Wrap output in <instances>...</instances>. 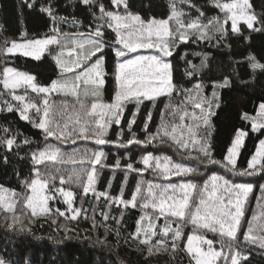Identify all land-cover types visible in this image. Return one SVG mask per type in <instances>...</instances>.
Instances as JSON below:
<instances>
[{"label": "snow or ice", "instance_id": "1", "mask_svg": "<svg viewBox=\"0 0 264 264\" xmlns=\"http://www.w3.org/2000/svg\"><path fill=\"white\" fill-rule=\"evenodd\" d=\"M69 5L81 8L85 19L60 15L56 0H21L22 7L48 18V32L30 35L25 28L19 39L4 37L0 41V56L5 60L0 69V112L16 113L20 120L40 130L44 141L42 147L32 149L30 138L0 125V163L10 164L14 155L20 160L27 157L31 164L26 176L13 170L19 191L0 183V212L5 214L6 233L34 235L32 225L41 218L58 229L61 218L83 219L91 224L85 232L103 229V239L98 235L94 244H108L109 235L118 243L127 223L126 213L139 209L134 230L125 242H136L146 264L161 254L172 260L186 255L188 264H250L245 246L264 251V183L259 182L264 181V97L252 112L241 110V123L233 127L217 158L214 118L222 104L220 90L231 87L232 80L225 76L206 86L197 77L208 67L207 55L196 65L187 59V52L179 54L178 49L200 43L231 47L226 43L231 37L251 42L253 33L264 34V11L257 13L252 0H206L204 4L167 0V11L160 16L149 14L150 3L145 5L149 13L142 14L131 0H68L65 7ZM209 7L216 10L214 15H208ZM61 25L76 30L65 31ZM45 53L58 69L56 78L46 84L39 83L36 75L8 65L9 57L41 61ZM109 53L111 71L106 65ZM176 55L186 65L183 75L191 87L175 78ZM245 62L253 80L257 72L264 74V62L256 55L249 53ZM235 74L239 78V73ZM109 77L113 96L105 102ZM206 87L211 88L210 95ZM20 89L23 94H18ZM29 91L35 96H29ZM54 94L73 97L71 110L66 99L57 105L52 100ZM161 98L160 121L153 129V109ZM114 127L118 131L113 139L109 133ZM250 133L258 134L257 143L246 167H241L238 160ZM78 141L95 147H73L71 153L62 148ZM106 146L126 150L127 162L122 165L117 156L114 164L105 163ZM133 146L140 150L139 159L131 155ZM26 147L29 151L20 155ZM165 148L172 155L163 151ZM63 164L72 167H57ZM105 168L113 175L100 190L96 185ZM117 170L123 179L113 194ZM148 172L152 179L144 178ZM133 173L139 179L125 197ZM199 177H206L202 184L197 182ZM257 188L261 212L246 220L245 206ZM86 200L88 207L84 206ZM56 203L63 207L54 206ZM257 220L261 222L254 225ZM189 225L191 231L186 233ZM63 231L65 240L81 238L75 228L65 226ZM209 233L218 239L209 238ZM0 264L18 262L10 253L0 251ZM19 264L32 262L24 258ZM178 264H183L182 260Z\"/></svg>", "mask_w": 264, "mask_h": 264}, {"label": "trees", "instance_id": "2", "mask_svg": "<svg viewBox=\"0 0 264 264\" xmlns=\"http://www.w3.org/2000/svg\"><path fill=\"white\" fill-rule=\"evenodd\" d=\"M131 2L135 6V9L142 14L149 13L148 8L145 7L149 3L151 4L149 14L160 16L167 11V0H131ZM197 2L204 4L206 0H197ZM56 3L60 15H76L80 19H85L86 13L81 8L73 9L71 5L65 7L68 0H56ZM252 3L257 13L264 11V0H252ZM207 12L211 16L215 14L216 10L209 7ZM0 26L3 29V31H0V41H2L4 37H7L9 40L19 39L20 31L25 28L30 35L47 33L50 22L45 15L38 11L22 7L21 0H0ZM61 27L63 30L69 32L76 30L70 25H61ZM226 43L230 44L231 47H225L223 44L213 46L208 43H200L181 45L180 49H178L179 54L187 52V59L196 65H199L203 56L207 55L208 67L204 68L197 77V79L203 80L206 86H209L212 81L222 80L225 76L232 80L231 87L220 90L222 104L218 110V117L214 118V123L216 124L214 143L217 158L220 157V149L231 134L233 127L240 125L241 122L238 116L241 110L252 112L260 99L264 97V74L257 72L256 78L253 80L251 69L248 67L247 62H245V57L249 53L256 55L257 59L264 62V34L253 33L251 42L231 37ZM195 53H200L201 55L197 56ZM173 60L176 69L174 73L175 78L178 81L184 82L186 86L191 87V84L187 83V78L183 75L186 68L184 61L180 59L179 55H176ZM111 64L112 56L109 53L106 57V65L109 71H111ZM8 65L36 75L38 82L41 84H46L51 79L56 78L58 72L52 57L48 53H45L41 61H35L32 58L19 55L9 57ZM236 72L239 73V78H237ZM241 81H247L248 83H241ZM194 82L195 80H193ZM112 89L113 82L111 77H109L104 92L105 102L111 101L113 96ZM210 91L211 88L206 87V92L209 93ZM52 99L57 105L60 104L61 100H65L60 95L54 96ZM163 101L164 98H161V102L153 109V124L151 126L153 129L160 121L159 111L163 107ZM74 102L73 100V102H68V104H74ZM146 105L148 108L152 107L148 102H146ZM129 107L131 108L132 105H129ZM0 125L7 126L13 131L18 130L24 136L30 138L33 141L31 145L32 149H35L37 146H43L44 141L40 130L20 120L16 113L0 112ZM135 130L139 131L138 128ZM116 131L118 129L115 127L110 131L109 135L111 138H115ZM140 135L142 137L143 134L140 133ZM257 135L250 133V137L246 140V147L242 150V154L238 160L239 166L246 167L247 159L254 151V146L257 143ZM86 146L90 149L89 144H86ZM64 150H68V148ZM27 151H29L27 147L22 148L20 155H24ZM107 152L109 165H111L115 163L116 154L121 158L124 157L125 150L122 149L115 154L111 153L113 150H108ZM138 154L139 149L133 146L132 157L137 159ZM124 163L125 161L123 160L121 164L123 165ZM30 167L31 164L27 157L24 160H20L14 155L10 156V164L3 165L0 163V183L16 188L19 191L20 189L13 170L15 169V171L21 172L22 175L26 176ZM57 167L63 169L60 165H57ZM108 179L109 173L104 172L96 187L102 190L106 186ZM122 179V175H115L112 186L113 194L119 191ZM135 184L136 180L133 178L129 179L125 187V197L129 195ZM73 189L78 193L80 192L75 188ZM76 203L79 205V199H77ZM54 206L63 207L59 203H56ZM84 206L88 207L87 200ZM139 215V209L128 211L125 217L127 223L122 231L119 242L117 243V238L114 235H109L108 244H94L93 242L98 235L103 239V229L99 232H85V229H90L91 224L90 221L83 219L63 222V227L75 228L81 237L80 239L74 238L70 240L63 239L65 235L63 227L58 229L57 225H53L50 221L43 218L37 220L32 225L34 235L6 233L4 224L0 223V251L4 255L10 253L18 264L24 258L29 259L32 264H146L144 256L137 250L138 245L136 242L131 240L127 243L125 242L128 233L134 230L135 220ZM67 234L76 236V233L73 232ZM85 235H89L91 240L84 241L82 237ZM36 237H39V239ZM245 247H247V251L249 252L250 264H264V251L256 248V246ZM180 260H182L183 264H188L189 258L181 254L177 257V260H172L167 254H161L150 258L147 264H178Z\"/></svg>", "mask_w": 264, "mask_h": 264}, {"label": "rangeland", "instance_id": "3", "mask_svg": "<svg viewBox=\"0 0 264 264\" xmlns=\"http://www.w3.org/2000/svg\"><path fill=\"white\" fill-rule=\"evenodd\" d=\"M53 47H54V46H53ZM29 58H30V57H29ZM4 64H5V60H4V58H3L2 56H0V69H2V67L4 66ZM0 91H3V86H2V85H0ZM18 94H23V89H20V90L18 91ZM208 94L210 95V94H211V91H210ZM29 96H35V94H32V93L29 91ZM54 96H58V95L54 94L53 97H54ZM53 97H52V98H53ZM5 98L11 100V97H10V96H7V94H5ZM64 98H65V97H64ZM68 98H69V99H68ZM65 99L67 100V102H73V100H74V98L71 97V96L66 97ZM70 99H71V100H70ZM52 100H53V99H52ZM13 103H15V102L13 101ZM88 103H89V106H90V101H89ZM72 104H73V103H69V106H71ZM69 110H71V108H70ZM43 143H44V142H43ZM52 143H56V142H55V141H52ZM86 144H89V145H90V149H92V148L95 147V146L92 145L90 142H86V143H85L84 141H78L76 145H71V144H68V145H62V148H63V149L68 148V150H64V151H66V152H68V153H71L70 151H72V148H73V147H77V148L83 149V148L86 146ZM108 150H111V151L113 150V152H111V153H112V154H115V153H117L118 151H120V150H122V149L117 150V149L114 148V147L109 148L108 146H106V147H105V151L107 152ZM149 150H151V149H149ZM125 151H126V150H125ZM157 151H159V150H157ZM163 151H165V152H167L168 154L172 155V152H171L170 149L165 148V149H163ZM140 154H141V153H140V150H139V154H138V156H137V159H139ZM117 156H118V154H116L115 158H116ZM123 160L125 161V163L127 162L126 159H125L124 157L121 158V162H122ZM105 163L109 164V157H108L107 161H105ZM192 163H194V162H192ZM60 166H62L63 169H68V168H71V167H72V165H70V164H63V165H60ZM139 166H141V165H139ZM42 167H43V166H42ZM98 167H99V166H98ZM104 172H108V173H109V179H110V178L112 177V175H113L111 169H109V168H105V169H103V170H102V174H103ZM115 175H122V176H123V173L120 172L119 170H117L116 173H115ZM132 178H133L134 180H136V181L139 179V177H137L135 173H133V174H131V175L129 176L128 181H129V179H132ZM144 178H145V179H152L153 177H152V174H151L150 172H148V173H145ZM204 178H206V177H199V178H197V182L202 184V181H203ZM85 179H86V178H85ZM257 179H258V178H257ZM100 180H101V179H100ZM57 182H58V181H57ZM259 182L264 183V181H259ZM97 184H98V183H97ZM96 186H97V185H96ZM65 187H68V185H65ZM72 187L75 188V189H77L78 191H81V189H80L79 187L75 186V185H72ZM259 196H260V192H259V189H258V188L254 191L253 194L250 195V197H249V201H248V203H247L246 206H245L246 220L251 219L253 213H256V214L259 216V214H260V212H261V208L257 206V197H259ZM17 211L19 212L20 209L18 208ZM4 215H5V214H4L3 212H0V223H3V224H4V220H3V216H4ZM246 220H245V222H243V226H244L245 229H246V227H247ZM66 221H67V220H64L63 218H61V219L59 220L58 223L63 227V222H66ZM260 222H261V220H257L256 222H254V225L259 224ZM160 223H163V221H160ZM190 231H191V225H189L188 227L185 228V232H186V233H187V232H190ZM208 236H209V238H211V239H218V237L213 236V234H211V233H209ZM241 240H242V237H241ZM214 246L217 247V248H219V244H216V245H214ZM256 248H258V247H256ZM220 264H222V262H220Z\"/></svg>", "mask_w": 264, "mask_h": 264}]
</instances>
